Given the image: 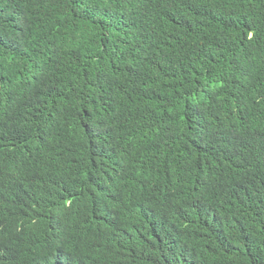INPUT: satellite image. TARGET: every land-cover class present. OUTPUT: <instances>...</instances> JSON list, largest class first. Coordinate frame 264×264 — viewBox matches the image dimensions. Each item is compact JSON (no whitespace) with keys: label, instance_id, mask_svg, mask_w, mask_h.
Returning a JSON list of instances; mask_svg holds the SVG:
<instances>
[{"label":"trees","instance_id":"1","mask_svg":"<svg viewBox=\"0 0 264 264\" xmlns=\"http://www.w3.org/2000/svg\"><path fill=\"white\" fill-rule=\"evenodd\" d=\"M0 264H264V0H0Z\"/></svg>","mask_w":264,"mask_h":264}]
</instances>
